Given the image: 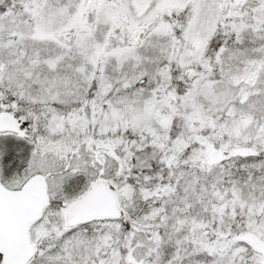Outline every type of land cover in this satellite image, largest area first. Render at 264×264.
Here are the masks:
<instances>
[{
	"label": "snow or ice",
	"instance_id": "1",
	"mask_svg": "<svg viewBox=\"0 0 264 264\" xmlns=\"http://www.w3.org/2000/svg\"><path fill=\"white\" fill-rule=\"evenodd\" d=\"M0 264H264V0H0Z\"/></svg>",
	"mask_w": 264,
	"mask_h": 264
}]
</instances>
